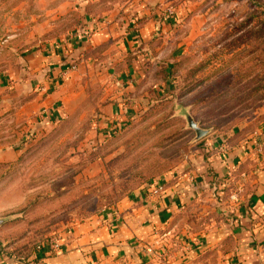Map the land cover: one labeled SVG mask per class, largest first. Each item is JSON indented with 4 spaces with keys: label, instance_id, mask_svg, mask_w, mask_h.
Here are the masks:
<instances>
[{
    "label": "rangeland",
    "instance_id": "obj_1",
    "mask_svg": "<svg viewBox=\"0 0 264 264\" xmlns=\"http://www.w3.org/2000/svg\"><path fill=\"white\" fill-rule=\"evenodd\" d=\"M88 3L0 0V113L16 103L14 85L29 73L53 83L68 79L57 115L36 105L31 118H17L15 111L0 116V150L17 157L0 162V237L11 241L25 233L16 229L22 222L44 220L68 230L167 176L187 183L207 159L251 141L259 139L264 152V0H203L179 26L196 34L164 36L159 55L152 45L133 53L121 44L102 50L87 42L66 58L60 51L51 65V47L79 35L90 39L98 29L94 21L102 15L87 10ZM137 56L150 59L138 69L148 96L113 127L105 106L125 88L117 86L116 65L125 73ZM57 61L67 66L55 74ZM189 118L206 132L203 138ZM207 191L192 213L200 235L218 230L229 216L223 210L229 191Z\"/></svg>",
    "mask_w": 264,
    "mask_h": 264
},
{
    "label": "crops",
    "instance_id": "obj_2",
    "mask_svg": "<svg viewBox=\"0 0 264 264\" xmlns=\"http://www.w3.org/2000/svg\"><path fill=\"white\" fill-rule=\"evenodd\" d=\"M86 1L90 3L87 10L102 15L101 21L93 19L98 29L91 32L90 39L79 35L61 46L51 47L48 57L51 65L60 60V51L66 58L69 51L87 42L95 48L102 47V50L106 49L105 45L121 44V49L133 53L147 50L152 45L151 51L156 50L159 55V52L163 53L161 38L164 36L178 33L176 36L181 39L196 34V28L183 31L179 26L186 24L187 10L203 0ZM174 44H177V50L183 45L182 41ZM149 62L150 59L137 56L125 73L116 65L113 75L117 77V86L125 88L121 93L117 91L113 101L105 106L106 119L111 126L115 127L117 123L121 126L132 114L127 108H133L134 101L148 96V91L141 90L146 81L139 79L141 72L138 74V69ZM55 64L58 65L51 67L55 74L62 70V65L63 69L67 66L66 61ZM66 81L65 77L62 82L53 83L50 79H41L35 72L29 73L27 79L14 85L16 103L12 102V108L2 111L0 116L5 112L6 116L13 117L15 111L17 118H31L36 105L40 109L44 107L46 114L53 110L57 115L56 106L65 99ZM38 84L41 85L36 86ZM24 91H27V97L23 98ZM129 100H132L130 105L126 104ZM259 144L257 139L212 156L197 170L191 171L193 177L187 183L180 175L167 176L145 191L121 201L115 209L92 216L68 230L66 227L56 230L44 220L22 222L15 227L26 234L13 241L0 237V264H264V152ZM15 156V153L0 150V162L7 158L14 160ZM158 186L163 187V192L151 198V191ZM205 188L207 193L214 191V196L229 191L230 199L227 198L229 202L223 209L229 210V216L220 221L218 230L200 235L195 233L199 223L196 224V215L192 213ZM184 227L191 230L181 233ZM53 233H61L66 241L56 254L38 244ZM30 243L35 245L31 247Z\"/></svg>",
    "mask_w": 264,
    "mask_h": 264
},
{
    "label": "built area",
    "instance_id": "obj_3",
    "mask_svg": "<svg viewBox=\"0 0 264 264\" xmlns=\"http://www.w3.org/2000/svg\"><path fill=\"white\" fill-rule=\"evenodd\" d=\"M162 192H163V187L158 186L151 191L150 196L151 198L158 197L161 195ZM65 242L66 241L64 235H62L61 233H53L48 235L42 244L50 253L56 254L61 251Z\"/></svg>",
    "mask_w": 264,
    "mask_h": 264
},
{
    "label": "water",
    "instance_id": "obj_4",
    "mask_svg": "<svg viewBox=\"0 0 264 264\" xmlns=\"http://www.w3.org/2000/svg\"><path fill=\"white\" fill-rule=\"evenodd\" d=\"M189 127L193 129L196 132L197 139H201L206 135V132L201 130L197 124L193 121V119L189 118L188 119ZM5 224V220H0V227Z\"/></svg>",
    "mask_w": 264,
    "mask_h": 264
}]
</instances>
